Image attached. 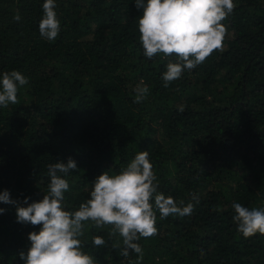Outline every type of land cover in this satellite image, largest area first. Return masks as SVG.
I'll return each instance as SVG.
<instances>
[{
    "label": "trees",
    "instance_id": "trees-1",
    "mask_svg": "<svg viewBox=\"0 0 264 264\" xmlns=\"http://www.w3.org/2000/svg\"><path fill=\"white\" fill-rule=\"evenodd\" d=\"M44 2L0 0V74L29 81L19 103L0 106V192L40 201L47 166L71 157L77 170L63 177V203L74 211L96 177L148 151L159 191L194 211L166 219L157 211V235L138 241L141 264H264V235L240 234L232 208H264V0H233L222 48L167 88L162 74L177 58L144 56L135 0H55L61 29L52 41L39 33ZM141 81L149 94L137 104ZM0 208V264H23L19 253L41 226L17 223L14 205ZM111 230L86 222L83 250L97 264L135 262ZM97 235L105 246L92 245Z\"/></svg>",
    "mask_w": 264,
    "mask_h": 264
},
{
    "label": "clouds",
    "instance_id": "clouds-1",
    "mask_svg": "<svg viewBox=\"0 0 264 264\" xmlns=\"http://www.w3.org/2000/svg\"><path fill=\"white\" fill-rule=\"evenodd\" d=\"M142 15L138 18L139 41L143 54L149 60L158 54L175 56L162 74L163 86L181 78L185 70H194L198 65L223 46L227 27L222 23L234 10L233 0H135ZM55 0H45L42 5L43 18L39 22L42 38L55 40L61 29L55 11ZM21 19L17 13L14 20ZM28 78L20 71L12 70L0 74V106L19 103L18 91L28 84ZM134 103H141L149 94V88L141 81L134 88ZM183 112V106L179 108ZM47 194L40 201L29 203L10 198V192H0V203L16 208V222L40 225L39 232L29 233L30 247L27 254L19 253L23 264H97L96 259L83 250L81 237L85 234L86 222L101 228L111 225L110 237L117 234L122 239L121 255L128 258L137 255L135 262L141 264L143 248L141 238L157 235L156 212L161 219L169 216H190L194 205L177 202L171 195L159 191V181L153 171L148 151H140L118 174L109 171L95 178L86 202L74 211L64 205L69 182L63 178L77 170L76 162L70 157L67 163H50L48 166ZM193 199L199 202L197 196ZM26 205V206H23ZM237 231L245 238L259 233L264 235V208H251L240 203L232 204ZM6 209L0 208V214ZM102 236L92 237L94 247L105 246ZM113 248L120 247L114 243Z\"/></svg>",
    "mask_w": 264,
    "mask_h": 264
}]
</instances>
